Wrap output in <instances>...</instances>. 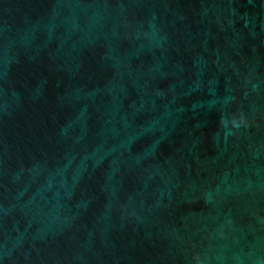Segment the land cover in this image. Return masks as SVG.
Returning <instances> with one entry per match:
<instances>
[{
	"label": "water",
	"instance_id": "1",
	"mask_svg": "<svg viewBox=\"0 0 264 264\" xmlns=\"http://www.w3.org/2000/svg\"><path fill=\"white\" fill-rule=\"evenodd\" d=\"M0 264H264V0H0Z\"/></svg>",
	"mask_w": 264,
	"mask_h": 264
}]
</instances>
